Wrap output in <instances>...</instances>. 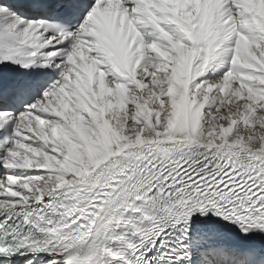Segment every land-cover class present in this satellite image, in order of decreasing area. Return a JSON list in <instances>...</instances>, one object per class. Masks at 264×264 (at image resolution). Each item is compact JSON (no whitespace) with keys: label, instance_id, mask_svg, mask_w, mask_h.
I'll return each mask as SVG.
<instances>
[{"label":"snow or ice","instance_id":"snow-or-ice-1","mask_svg":"<svg viewBox=\"0 0 264 264\" xmlns=\"http://www.w3.org/2000/svg\"><path fill=\"white\" fill-rule=\"evenodd\" d=\"M0 173V264H264V0H0Z\"/></svg>","mask_w":264,"mask_h":264},{"label":"bare ground","instance_id":"bare-ground-1","mask_svg":"<svg viewBox=\"0 0 264 264\" xmlns=\"http://www.w3.org/2000/svg\"><path fill=\"white\" fill-rule=\"evenodd\" d=\"M239 128L242 130V133H243V130H245V126L241 123V124L239 125ZM258 128H259V125H256L254 130H256V129H258ZM234 130H235V129H234ZM0 174H2V173H0Z\"/></svg>","mask_w":264,"mask_h":264}]
</instances>
